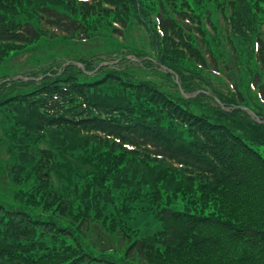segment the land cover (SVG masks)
I'll return each mask as SVG.
<instances>
[{
	"label": "trees",
	"instance_id": "1",
	"mask_svg": "<svg viewBox=\"0 0 264 264\" xmlns=\"http://www.w3.org/2000/svg\"><path fill=\"white\" fill-rule=\"evenodd\" d=\"M60 46L0 77V264H264V0H0L1 69Z\"/></svg>",
	"mask_w": 264,
	"mask_h": 264
},
{
	"label": "rangeland",
	"instance_id": "2",
	"mask_svg": "<svg viewBox=\"0 0 264 264\" xmlns=\"http://www.w3.org/2000/svg\"><path fill=\"white\" fill-rule=\"evenodd\" d=\"M129 36H134V39H135L137 36H143V34L140 31L135 30L133 32H130ZM92 44L93 45H91V46H95V47H92V48L87 47V50H90L92 52H105V49H108V48L109 49L111 48L113 50L116 49L112 45L105 46V44L103 42H96V43H92ZM64 49H65L64 46H60V47L55 48V50H52L48 53L47 49L42 47V48L35 50L34 52H25V53H23V54H21L15 58L17 63L13 62L12 66L7 67L5 69H1L2 67H0V69H1L0 70V77L11 76L13 78V75L18 71V68H20V66L22 68H25L30 63L29 61L33 56L45 58L44 62H49L52 59L57 60L58 58L69 59L71 56L74 55L73 52H72L73 54H70L71 52H67L65 54V52L68 50L64 51ZM6 62L10 63V61H6ZM147 78L150 80H154V81L160 80L159 77H157L151 73L147 74ZM3 130H4V121H3V116L0 113V170H2V165L4 163V161H1V160H3L4 157L5 158L8 157L7 149H6V145H5V143L7 141L2 140ZM46 145H48V144L43 143L41 146L46 147ZM62 156H65L70 161L72 160V162L75 164L78 163V160L75 157L71 156V154H69V155L63 154ZM2 177H3V173L0 172V184H2L1 183ZM136 224H137L138 228H140L141 231L145 234L153 233L157 229V222L153 218H144L143 216L138 217Z\"/></svg>",
	"mask_w": 264,
	"mask_h": 264
},
{
	"label": "water",
	"instance_id": "3",
	"mask_svg": "<svg viewBox=\"0 0 264 264\" xmlns=\"http://www.w3.org/2000/svg\"><path fill=\"white\" fill-rule=\"evenodd\" d=\"M187 96V95H186ZM251 114V116L254 118L255 117V115H254V113H250ZM259 123H263L262 121H260V119H256Z\"/></svg>",
	"mask_w": 264,
	"mask_h": 264
}]
</instances>
